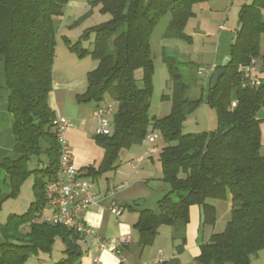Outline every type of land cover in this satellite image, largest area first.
<instances>
[{
    "label": "trees",
    "instance_id": "1",
    "mask_svg": "<svg viewBox=\"0 0 264 264\" xmlns=\"http://www.w3.org/2000/svg\"><path fill=\"white\" fill-rule=\"evenodd\" d=\"M207 1H95L111 19L95 28L91 55L98 67L88 74L87 90L76 98L79 103L97 106L108 98L115 105V114L112 135L94 138L104 150L100 171L89 166L80 172L96 179L103 171L116 169L122 150L142 143L150 129L159 130L165 142L159 160L163 180L171 190L158 202L159 213L140 210L134 226L139 246L152 245L160 227L168 225L174 230V241L181 242L177 249L182 252L191 208L201 207L204 224L215 225L216 209L208 202L230 201L231 219L225 230L201 246L196 261L251 264L264 251V120L257 118L264 108V86L243 89L238 67L257 57L264 62V0L241 7L231 61L219 67L223 74L214 89L211 77L206 96L202 92L197 99L188 97L190 86L181 70L184 63L164 50L173 87L172 114L164 119L150 116L155 73L152 35L169 14L164 38L191 45L186 27L195 17L194 7ZM67 4L68 0H0V73L10 91L8 108L14 116V151L19 156L0 163V172H6L5 183L14 199L23 183L37 174L33 186L36 202L27 213L12 215L2 226L5 243L0 247V264H28L31 258L50 256L58 241L64 245V257L51 264H81L84 256L79 234L40 220L47 204L45 188L59 169L61 152L53 129L56 114L49 97L54 87L56 20L64 15ZM66 43L79 57L88 54L78 48L79 43L73 45L67 39ZM140 71L142 78H137ZM203 103L218 113V130L184 134V122ZM42 156L48 159L46 166L31 170V160ZM162 264H178V260Z\"/></svg>",
    "mask_w": 264,
    "mask_h": 264
},
{
    "label": "rangeland",
    "instance_id": "2",
    "mask_svg": "<svg viewBox=\"0 0 264 264\" xmlns=\"http://www.w3.org/2000/svg\"><path fill=\"white\" fill-rule=\"evenodd\" d=\"M95 1L68 0L64 15L56 20L57 47L53 82L58 86L55 92L62 116L70 119L75 125L74 128L67 130V137L73 132V155L75 160L80 162V165H83L84 168L94 166L96 170L100 171V166L104 160V150L94 140L96 137V124L91 120L93 110L97 105L96 103H79L76 98L77 94L83 93L81 88H84V92L87 90L88 74L98 67V61L91 55L96 39L95 28L111 19V15L103 13L101 5ZM232 2L231 0H208L205 3L196 5L194 12H197L200 16L203 9L207 8L209 12L211 10L215 11V13H220L222 18H226L225 11L228 7L230 11V15H228L230 19L229 28H231L233 25L231 20H234L237 16L242 4H248V0H233ZM205 18L209 20L211 17L205 15ZM170 21L171 16L169 14L162 18L151 40L155 73L153 76L150 116L155 119H164L170 116L173 109V87L168 66L164 62V50L170 56L176 57L184 63L181 70L190 86L188 92L190 99L199 98L202 92L206 96L210 88V80L205 77L210 57L206 56L202 59L201 54H196L199 46L193 49L183 41L165 39L164 35ZM186 33L190 34L189 28ZM66 39L71 41L73 45L79 43L78 48L88 50V54L83 58L79 57L78 53L69 48ZM188 63H192V65ZM137 78H142V71L138 72ZM108 102L110 101L107 98L106 102L99 106H105ZM217 114L215 109L203 103L193 114L188 116L183 124V133L198 134L218 130ZM149 132L156 135L154 143L147 144L143 141L140 144L132 145L129 149L122 150L117 159L116 169L103 171L98 174L96 179L88 177L93 182V192L101 193L99 198L103 199L104 205L111 207L112 204H115L117 209L121 207L125 209V215L130 216V224L133 228L138 221V212L142 209H150L159 213L158 202L171 190V186L163 180L159 160L160 153L165 147L163 136L159 130L150 129ZM150 149L156 150L152 159L147 156V151ZM142 156L145 157V161L138 164V172H136L132 169L131 164ZM47 162V157L42 156L40 159L33 158L29 166L31 170H42ZM84 168L80 170L84 171ZM36 177L37 174L34 173L23 183L21 192L15 199L19 207V215L27 213L36 202L37 197L33 189ZM124 183H127V188L118 190V187ZM141 201L144 205L137 206V203ZM223 230V224H218L215 233L223 232ZM172 234V227L163 225L160 227L156 239L162 244L171 243L169 246H176L175 248L179 252L177 248L181 242L171 240ZM136 235L138 236L137 233ZM154 243L146 248L149 249ZM80 246L85 255L86 245L80 242ZM63 247L62 242L58 241L54 248V254L58 253ZM28 264H35L34 259H31Z\"/></svg>",
    "mask_w": 264,
    "mask_h": 264
},
{
    "label": "crops",
    "instance_id": "3",
    "mask_svg": "<svg viewBox=\"0 0 264 264\" xmlns=\"http://www.w3.org/2000/svg\"><path fill=\"white\" fill-rule=\"evenodd\" d=\"M210 1V0H209ZM233 0H231L232 2ZM253 0H251L252 2ZM248 0V4L251 3ZM233 3V2H232ZM246 4V3H245ZM240 6V9L243 5ZM226 8L225 14L226 18H222L221 14L215 13L212 10L206 8L203 9L201 15L199 16L195 12V17L192 18L187 27L189 28L190 34H188L193 39V43L188 45L190 48L196 49L199 46L196 54H201L202 59L206 56L209 58V65L207 68L206 79L211 80L213 72L219 68L225 59L230 58L231 46L235 40L236 33L239 30V12L233 22L231 28H229L230 11ZM205 15H209L211 18L209 20L205 18ZM261 55L264 58V35L261 41ZM195 63V62H193ZM264 64V62H262ZM264 77V73H263ZM88 84V83H87ZM88 86V85H87ZM58 86L54 84L53 91L49 97L50 108L55 112L56 116H62L59 106L58 97L55 89ZM84 92V88H81ZM10 91L6 85V79L4 73H0V163L6 159L17 160L19 156L16 155L14 151L15 138H14V116L9 112ZM97 107V106H96ZM65 117V116H63ZM258 119L264 120V108L259 111ZM75 125H73L74 128ZM70 129V128H69ZM75 132V131H74ZM75 134V133H74ZM264 134V129H263ZM68 141L71 147V157L75 168L78 170L84 168L80 165V162L75 160L73 155V132L68 135ZM264 153V149H263ZM151 159L153 157L149 156ZM80 165V169H79ZM86 167V166H85ZM138 170V169H137ZM136 170V172H138ZM6 172H0V247L5 243L2 226L7 223L12 215L19 214L16 200L10 197V190L6 183ZM127 188V187H126ZM93 189V187H92ZM125 190V189H124ZM93 192V190H92ZM97 197V203L91 209H89L84 218L88 225L92 227L93 231L105 240L117 239L121 236H130L131 241L123 248L122 256L127 260L128 264H155L158 258H163L166 261L178 260V264H199L196 258L200 255V248L203 244H207L210 241L212 235L215 233L216 226L218 224H223L224 230L227 223L231 219L232 205L230 201H219L212 200L208 203L213 205L216 209V223L215 225L204 224L203 220V210L199 206H193L190 210V223L186 229L187 243L182 252H177L176 246H169V244H162L158 239H155L154 245L152 247L142 249L139 246L138 236L136 235V230L131 226L130 216L125 215V209L120 208L122 214L120 217L113 215L110 212V208L115 206L112 204L111 207H107L103 203V199L99 198V194L95 193ZM116 207V206H115ZM117 208V207H116ZM139 218V212H138ZM223 230V231H224ZM172 233L174 230L172 228ZM221 233V232H220ZM173 234L171 235V240L174 241ZM180 242V241H179ZM180 245V244H179ZM86 254L82 257L81 264H93L95 259H98V264H121L120 257L109 252H94L91 251L88 246ZM63 249V250H62ZM58 253L48 256L44 255L40 258L34 259L35 264H51L53 262L59 261L64 257L63 251L64 247ZM30 259V260H31ZM29 260V261H30ZM28 261V263H29ZM251 264H264V251L260 252L256 258L251 261Z\"/></svg>",
    "mask_w": 264,
    "mask_h": 264
},
{
    "label": "built area",
    "instance_id": "4",
    "mask_svg": "<svg viewBox=\"0 0 264 264\" xmlns=\"http://www.w3.org/2000/svg\"><path fill=\"white\" fill-rule=\"evenodd\" d=\"M238 72L242 76V88H260L264 86V64L257 58H252L246 65H240ZM236 104H233L235 107ZM115 114V105L108 103L105 106H97L92 113L91 120L96 124V135L110 136L113 132V117ZM73 127L70 119L63 116H56L53 120V129L55 131L60 146L59 169L56 177L50 181L45 188L47 200L46 206L40 214L42 222L62 225L82 237L83 243L91 251L103 252L109 251L120 257L121 264H128L122 256L123 248L131 241L130 236H121L117 239L105 240L97 235L92 227L86 222L84 215L97 203V197L92 192V181L80 172L72 162L71 147L67 138V130ZM156 140V135L148 133L144 142L152 144ZM156 153L155 149L147 151V156ZM145 161V157H139L135 163L131 164L134 171L138 169V164ZM127 183L118 187V190H124ZM110 212L120 217L122 212L115 206L110 208ZM166 260L158 258L155 264H162ZM98 259L93 264H98ZM152 264V263H146Z\"/></svg>",
    "mask_w": 264,
    "mask_h": 264
},
{
    "label": "water",
    "instance_id": "5",
    "mask_svg": "<svg viewBox=\"0 0 264 264\" xmlns=\"http://www.w3.org/2000/svg\"><path fill=\"white\" fill-rule=\"evenodd\" d=\"M230 61H231L230 58L225 59L221 65V68L226 67L230 63ZM221 68H218L213 72V76L211 80L212 89H214L217 86L220 76L223 74V70ZM143 205H144L143 201H141L140 203H137V206H143Z\"/></svg>",
    "mask_w": 264,
    "mask_h": 264
}]
</instances>
